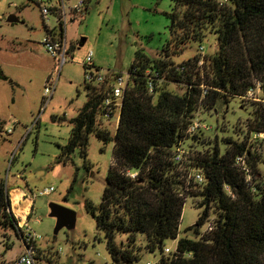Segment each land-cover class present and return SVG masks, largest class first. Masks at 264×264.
Segmentation results:
<instances>
[{
    "label": "trees",
    "instance_id": "1",
    "mask_svg": "<svg viewBox=\"0 0 264 264\" xmlns=\"http://www.w3.org/2000/svg\"><path fill=\"white\" fill-rule=\"evenodd\" d=\"M172 1L169 39L156 56L137 50L128 67L113 132L102 122L103 100L118 72L104 74L100 82L83 78L86 100L69 120L70 135L58 145L57 162L65 163L76 150L85 156L91 135L113 142L98 210L85 202L104 232L113 264H139L131 247L138 234L144 235L147 251L159 253L157 264H264L263 139L252 137L264 132V108L254 106L264 105V0H228L223 5L217 0ZM207 32L216 35L213 52L203 55L198 45L199 52L173 61L186 44L201 42ZM82 66L100 71L93 63ZM0 78L7 79L1 71ZM257 84L261 101L251 103L253 118H248L242 140L226 139L223 152L216 143L185 149L184 140L196 143L200 138L201 130L187 132L199 106L208 110L217 99L232 96L248 100L244 94ZM114 106L109 105L110 115ZM180 144L186 153L175 161ZM196 171L202 183L193 178ZM9 190L0 179V232L20 238L23 228L11 210ZM188 198L200 209L189 227L195 232L192 238L177 236ZM115 233H124L125 243L118 244ZM165 238L176 239L168 254ZM35 250L37 259L41 251Z\"/></svg>",
    "mask_w": 264,
    "mask_h": 264
},
{
    "label": "rangeland",
    "instance_id": "2",
    "mask_svg": "<svg viewBox=\"0 0 264 264\" xmlns=\"http://www.w3.org/2000/svg\"><path fill=\"white\" fill-rule=\"evenodd\" d=\"M217 1L221 5L228 2ZM173 6L172 0H85L82 13L65 25L68 52L60 65L40 43L46 34L45 27L52 28L56 17L49 15L45 21L39 7L28 0H0V71L7 77L0 78V179L10 190L20 187L32 198L31 215L26 219L29 228L40 237L36 242L41 251L37 264H113L104 232L96 227L85 206L88 201L98 210L113 142L103 143L91 135L85 156L76 150L65 163L57 162L58 145L67 141L69 120L86 100L82 66L86 54L92 52L93 65L100 68L101 74L120 72L125 78L137 50L156 56L169 39V13L174 11ZM10 13L18 17L17 23L6 21ZM215 42L216 35L207 32L201 42L186 44L173 61L199 52L198 45L203 55L209 54ZM48 78L54 86L46 100L43 90L48 86ZM260 94L255 92L259 100L243 101L232 96L227 101L217 99L208 110L199 106L195 117L207 129L199 132L196 143L184 140L185 149L189 144L194 149H205L216 143L223 152L226 139L242 140L247 120L253 118L252 104L261 101ZM254 106L264 108L262 104ZM115 122L113 118L104 124L113 132ZM260 152L259 167L264 181V140ZM47 186L53 187L49 194L37 193ZM8 194L13 215L23 223L19 212H15L12 192ZM51 202L75 214L74 227L61 228L54 238L56 220L49 216ZM194 203V199L188 198L182 205L177 236H195L189 227L200 209ZM205 225L200 227L201 231ZM114 240L125 243L126 235L115 233ZM163 244L173 250L176 239L165 238ZM21 246L20 238L0 232V264L11 262ZM131 247L140 256L139 264H157L159 253L147 251L143 234L135 236Z\"/></svg>",
    "mask_w": 264,
    "mask_h": 264
},
{
    "label": "built area",
    "instance_id": "3",
    "mask_svg": "<svg viewBox=\"0 0 264 264\" xmlns=\"http://www.w3.org/2000/svg\"><path fill=\"white\" fill-rule=\"evenodd\" d=\"M36 4L39 8V11L45 21L49 20V15H54L56 17V24L52 28H47L45 36L40 40V43L43 45L45 51L56 60L58 64H62L65 61V56L68 52V49L66 47L65 43V34L61 35V29H65V25H67L68 21H72L73 18L76 16L78 17L80 12L82 11L84 7V0H28ZM220 2H224L226 0H219ZM201 50V47H200ZM202 53V51H201ZM86 64L92 63V52L89 51L86 54V57H84V62ZM200 63V61H199ZM128 74V72H127ZM127 74H125V78L123 77L122 73L118 72L114 76V82L112 84V88L110 90V93L107 95V97L103 100V107L106 108L104 111V121H111L113 118H115V127L116 123L118 122V109L119 106H121V100H122V93L123 90H125L126 84H127ZM83 78L86 81L91 82H100L104 79V74H101V72L94 70L89 66L84 73ZM48 86H46L43 90L44 98L47 100L48 96L51 94V88H53L54 85H52V80L48 78L47 80ZM151 90V88H150ZM259 92V85L257 84L255 88L249 89L244 94V99H255L259 100V98L255 95V92ZM258 94V93H257ZM114 104L115 112L110 115L108 112L109 105ZM115 129V128H114ZM207 129V126L205 123H201L196 117L193 119L192 124L188 127V134H192L198 130H205ZM253 138L257 139H263L264 140V132H257L253 133ZM177 153L174 155L175 161H179L183 155L186 153L184 147L180 144L176 148ZM127 174L130 176H134V171H127ZM193 178L202 183L203 178L201 177L200 171H196L193 174ZM53 190L52 186L44 187L42 190H38L37 193L40 195L49 194ZM19 224V223H18ZM19 226L23 228L22 234L20 235V240L22 243V249L21 251L11 260V262H8L7 264H37V259L35 257L37 247L36 242L38 240L39 235L33 232L32 230L25 227L24 222L20 223ZM164 252L166 254L174 251L169 247L164 248ZM145 264H151L149 261H147Z\"/></svg>",
    "mask_w": 264,
    "mask_h": 264
},
{
    "label": "water",
    "instance_id": "4",
    "mask_svg": "<svg viewBox=\"0 0 264 264\" xmlns=\"http://www.w3.org/2000/svg\"><path fill=\"white\" fill-rule=\"evenodd\" d=\"M6 21L9 23H17L19 19L15 14L10 13L6 17ZM83 41L84 39L79 42V45H82ZM49 207H50L49 216H54L56 220L54 229L52 231L53 238L61 228L66 227L72 229L74 227V216H75L74 213H72L70 210L60 205H57L54 202H51L49 204Z\"/></svg>",
    "mask_w": 264,
    "mask_h": 264
},
{
    "label": "crops",
    "instance_id": "5",
    "mask_svg": "<svg viewBox=\"0 0 264 264\" xmlns=\"http://www.w3.org/2000/svg\"><path fill=\"white\" fill-rule=\"evenodd\" d=\"M93 63V62H92ZM10 191V193L11 192H15V191H17V194H18V196H19V200H20V204L21 205H24V206H28L27 207V210L28 211H21V212H19V214H18V216L20 217V218H22L23 219V222H24V225H25V227L26 228H28V229H30L29 228V226H28V221H27V217L29 216V215H31V210H32V198L27 194V193H25L24 192V190L23 189H21L20 187H14V188H12L11 190H9ZM21 198V199H20ZM21 200H24V201H27V202H23V201H21ZM19 205V203H18V201L16 202V206H18ZM17 217V216H16ZM18 223H20L19 221H18ZM31 230V229H30Z\"/></svg>",
    "mask_w": 264,
    "mask_h": 264
},
{
    "label": "bare ground",
    "instance_id": "6",
    "mask_svg": "<svg viewBox=\"0 0 264 264\" xmlns=\"http://www.w3.org/2000/svg\"><path fill=\"white\" fill-rule=\"evenodd\" d=\"M12 196H13V201H14V204L16 205V202L18 201V203H19V205L18 206H15L14 205V208H15V212L17 211V212H21V211H28L27 210V205L26 206H24V205H21L20 204V200H19V196H18V194L16 193V192H12ZM21 199V198H20ZM21 201H23L24 203L25 202H27V201H24V200H21Z\"/></svg>",
    "mask_w": 264,
    "mask_h": 264
}]
</instances>
